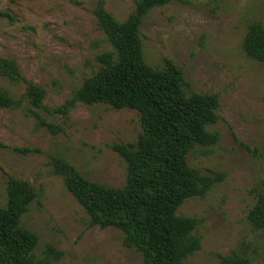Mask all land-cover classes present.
I'll use <instances>...</instances> for the list:
<instances>
[{"label":"rangeland","instance_id":"1","mask_svg":"<svg viewBox=\"0 0 264 264\" xmlns=\"http://www.w3.org/2000/svg\"><path fill=\"white\" fill-rule=\"evenodd\" d=\"M96 1L0 0V57L45 93L35 109L24 85L0 78V88L20 99L18 107L0 109V207L9 179L33 189L21 224L37 236L38 257L47 246L62 253L49 264H143L122 245L121 231L89 225L59 170L64 162L90 182L121 187L125 164L111 146L133 143L141 133L138 114L129 109L76 103L65 115L55 112L97 69V56L112 50L93 15ZM103 1L118 22L135 6L134 0ZM254 23L264 25V0H180L151 9L140 27L147 65L164 69L168 61L182 72L187 92L218 97L219 120L207 129L219 141L193 149L187 162L221 180L177 210L197 222L192 234L200 247L186 264L227 257L264 264V230L247 220L264 182V63L242 50Z\"/></svg>","mask_w":264,"mask_h":264},{"label":"trees","instance_id":"2","mask_svg":"<svg viewBox=\"0 0 264 264\" xmlns=\"http://www.w3.org/2000/svg\"><path fill=\"white\" fill-rule=\"evenodd\" d=\"M173 2L180 0H134L133 12L118 22L105 10L104 1L97 0L93 15L112 50L97 56V69L55 109L65 115L76 103L106 104L138 114L141 133L135 142L111 146L125 164L121 187L90 182L64 162L59 170L67 191L88 215L89 225L121 231L122 245L139 253L143 264H186L200 247L192 234L197 222L178 215L177 210L187 199L203 197L221 180L215 173L197 172L187 162L193 149L209 148L219 141L218 134L207 129L219 120L217 95L187 92L182 72L168 61L164 69L143 61L140 27L144 17L151 9ZM242 50L248 59L264 63V25L248 26ZM0 78L24 85V97L33 108H41L44 90L26 80L14 61L0 57ZM19 104L20 99L0 88V109ZM34 198L27 183L9 179L6 203L0 207V264H49L62 257L50 246L38 257L37 236L21 224ZM247 220L254 229L264 230V182ZM220 264L247 261L227 257Z\"/></svg>","mask_w":264,"mask_h":264}]
</instances>
